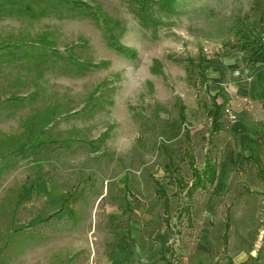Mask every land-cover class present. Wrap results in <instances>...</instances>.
<instances>
[{
    "label": "rangeland",
    "instance_id": "rangeland-1",
    "mask_svg": "<svg viewBox=\"0 0 264 264\" xmlns=\"http://www.w3.org/2000/svg\"><path fill=\"white\" fill-rule=\"evenodd\" d=\"M0 264H264V0H0Z\"/></svg>",
    "mask_w": 264,
    "mask_h": 264
},
{
    "label": "trees",
    "instance_id": "trees-1",
    "mask_svg": "<svg viewBox=\"0 0 264 264\" xmlns=\"http://www.w3.org/2000/svg\"><path fill=\"white\" fill-rule=\"evenodd\" d=\"M258 3L260 0H257ZM117 50L124 54L125 56H134V52L127 48H123L121 46H117ZM220 106L217 105L215 102L213 104V108L210 111L209 115L213 120V123L217 127V117L219 115ZM183 117V114H181ZM193 184L190 187V191H193L197 188H206L207 186H211L215 183L217 179V166L215 162H213L209 157L206 158L205 164L202 170H199L197 168H193ZM161 197H163L164 200V207L166 210H168L169 207V201L168 196L166 195V192L164 189L160 188Z\"/></svg>",
    "mask_w": 264,
    "mask_h": 264
},
{
    "label": "built area",
    "instance_id": "built-area-1",
    "mask_svg": "<svg viewBox=\"0 0 264 264\" xmlns=\"http://www.w3.org/2000/svg\"><path fill=\"white\" fill-rule=\"evenodd\" d=\"M224 114L228 117V119H229L230 121H235V120L237 119V117H236V115L234 114V112H233L231 109H229V108H226V109L224 110Z\"/></svg>",
    "mask_w": 264,
    "mask_h": 264
},
{
    "label": "crops",
    "instance_id": "crops-1",
    "mask_svg": "<svg viewBox=\"0 0 264 264\" xmlns=\"http://www.w3.org/2000/svg\"><path fill=\"white\" fill-rule=\"evenodd\" d=\"M216 103V102H215ZM214 104V103H213ZM217 104V103H216ZM218 105V104H217Z\"/></svg>",
    "mask_w": 264,
    "mask_h": 264
}]
</instances>
